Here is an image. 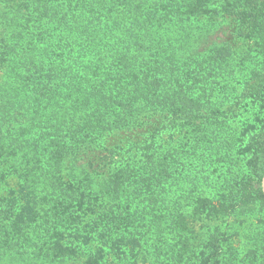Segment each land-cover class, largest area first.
<instances>
[{
  "label": "trees",
  "instance_id": "obj_1",
  "mask_svg": "<svg viewBox=\"0 0 264 264\" xmlns=\"http://www.w3.org/2000/svg\"><path fill=\"white\" fill-rule=\"evenodd\" d=\"M225 18L249 47L197 45ZM0 70L1 163L40 190L0 221L34 259L76 261L79 240L96 245L79 264L127 243L185 264L182 169L198 190L218 175L215 199L193 196V212L264 211V0H0ZM154 122L142 145L107 148ZM174 130L187 140L160 141ZM168 234L182 246L162 254ZM208 242L200 264H217L219 240Z\"/></svg>",
  "mask_w": 264,
  "mask_h": 264
},
{
  "label": "rangeland",
  "instance_id": "obj_2",
  "mask_svg": "<svg viewBox=\"0 0 264 264\" xmlns=\"http://www.w3.org/2000/svg\"><path fill=\"white\" fill-rule=\"evenodd\" d=\"M213 43L229 44L237 52L250 46L249 43H245L237 37L236 26L229 18L223 19L214 26L211 25L205 31L202 42L198 41L197 45L203 47L204 45L209 46ZM1 76L2 70H0V78ZM156 125L157 123L154 122L153 126L148 128L121 133L111 138L106 143V146L109 150H113L116 146L142 145ZM186 138L187 135L184 132L174 130L171 137L165 133L159 139L162 142H167L171 139L172 143L176 142L175 147H178L180 140L186 141ZM180 147H187V144L181 143ZM24 150L22 149L21 154ZM34 150L36 149H28V153L33 154ZM5 158L6 156L0 158V211H8L11 208V204H14L13 210L18 211L20 207L24 206L25 198L28 197L32 200V194L39 193L40 190L35 187V178L32 179V188L30 189L27 188V181L21 172L20 175L10 174L8 166H17V164L10 161L9 158L2 164L1 161L5 160ZM112 159L118 160L116 156H113ZM189 166L190 164L186 165V168L188 169ZM217 178L218 175L215 174L210 182H203L198 190L196 189L194 175L190 171L182 169L179 172L174 197L177 198L179 206H182V212L185 211L182 223L184 227H187V230L183 231V233L188 241V250L183 253L185 260L182 263L200 264L202 257L209 255L210 247L208 240H213L216 237L219 240L217 244L221 246L220 255L217 257V264H264V251L262 247V240L264 238V211L262 209L254 207L243 211L241 214L225 217H206L205 215H200L198 212H193L195 208V203L193 204L192 201V198H195L193 196H204L215 199L217 192L220 190ZM262 183H264V177L261 181V187ZM22 194L26 195V197L23 196L24 200L21 198ZM0 219L2 218L0 217ZM5 230L8 229L0 221V264H79L86 258L87 254H93L96 249V245L94 244L85 246L79 240L77 242L73 241L72 244L68 245L77 247L79 256L76 261L59 260L48 262L44 259H34L32 256L35 257V254H32L30 249L24 253L25 245L21 244V242H19L20 244H16L15 242L13 244L10 243L11 240L3 233L7 232ZM163 239L166 242H164L162 247V254H166L171 248L178 249L182 246L183 241L179 243V237H175L172 234L166 235ZM5 240L7 243H4ZM36 242L37 239L30 235L28 244L32 249H35L33 246ZM152 249L148 245H142L138 249V247L127 243L125 247H121L120 254L117 256L113 253V250L105 248L101 264H156L157 260L154 261L153 255H151ZM20 254L27 255L24 258L25 260L20 258L22 256ZM30 256L32 257V261L27 260L30 259Z\"/></svg>",
  "mask_w": 264,
  "mask_h": 264
},
{
  "label": "water",
  "instance_id": "obj_3",
  "mask_svg": "<svg viewBox=\"0 0 264 264\" xmlns=\"http://www.w3.org/2000/svg\"><path fill=\"white\" fill-rule=\"evenodd\" d=\"M262 188H263V191H264V183H262Z\"/></svg>",
  "mask_w": 264,
  "mask_h": 264
}]
</instances>
